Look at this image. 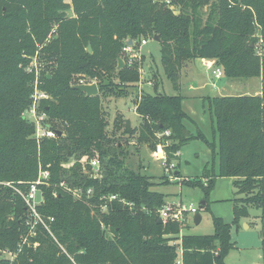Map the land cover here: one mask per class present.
Here are the masks:
<instances>
[{"label":"trees","instance_id":"obj_1","mask_svg":"<svg viewBox=\"0 0 264 264\" xmlns=\"http://www.w3.org/2000/svg\"><path fill=\"white\" fill-rule=\"evenodd\" d=\"M154 36L175 95L160 93L157 84L138 92L139 68L124 61L127 40L136 50ZM258 46L264 49V0H0V252L13 255L0 257V264H225L234 248L231 230L250 218V210L263 227L264 264V52L257 57ZM194 59L215 61L227 78L257 77L261 83L260 95L203 100L211 140L183 124L195 123L182 109L180 70ZM80 78L94 81L98 96L74 90ZM36 80L48 96L40 111L60 132L39 142L24 117ZM128 88L136 92L128 95ZM127 96L140 121L129 134L124 115L116 111L109 122L103 105L108 97ZM130 137L151 152L161 145L175 162L181 147L203 142L211 165L192 180L182 179L176 164L175 178L181 187L201 189L204 211L216 178H231V223L212 216L213 233L198 236L184 234L186 213L180 223L158 222L166 202L154 188L169 182L163 176L156 183L140 165L129 167L122 139ZM83 157L97 158L98 178L81 166ZM70 159L74 163L63 167ZM40 170L49 173L38 186L42 223L18 193L27 192ZM205 177L206 186L199 180ZM75 189L80 198L73 197ZM109 196L116 199H102Z\"/></svg>","mask_w":264,"mask_h":264},{"label":"rangeland","instance_id":"obj_2","mask_svg":"<svg viewBox=\"0 0 264 264\" xmlns=\"http://www.w3.org/2000/svg\"><path fill=\"white\" fill-rule=\"evenodd\" d=\"M71 15L70 12H68ZM205 20V17L203 18ZM148 39L147 45L138 46L135 50V54L141 56L138 60L137 67L141 69L140 81L142 85H145L148 81L152 84H157V90L160 93L166 95H175L176 92L172 89L170 82L166 79L163 69L160 65V49L158 42H155L151 37ZM257 57L264 52L262 47H256L255 49ZM124 61L127 62L124 56ZM212 64V68L209 69L206 65ZM188 65V69L184 66ZM216 68L215 61L212 60H190L186 64H182L180 70L179 83L181 85L180 94L187 100L184 109L194 116L195 121L199 119L198 127L204 136L211 140V123L209 120V114L207 112V103H204L202 108L200 100L196 99L197 96L210 97L225 96V95H257L261 92L260 79L254 78H227L224 75L220 78H215L212 71ZM146 91L151 92L150 87L145 88ZM128 95L134 94L136 91L128 88ZM205 100V99H204ZM104 110L109 114V122L113 119L115 112H121L126 120L130 121V126L134 128L139 125V119L132 111V100L127 97H120L114 99L108 97L105 99ZM46 124H48L46 120ZM189 126V125H188ZM191 133H195V128L190 127ZM123 145L126 146L129 157L127 164L130 168L135 169L138 165L142 166L141 173L145 176L151 177L156 183L163 177L160 163L153 157V153L145 144H137L135 137L122 139ZM135 146H134V145ZM133 145V146H132ZM188 148L185 150L187 155V163L182 161H174L178 166L181 178L197 179L202 175L204 166L211 165V152L207 146L199 141L194 140L190 142ZM162 149V146H161ZM156 147V158L162 156V150ZM72 162L70 161L68 163ZM216 164V163H215ZM200 182L206 186L208 178L199 179ZM166 185H158L154 188L156 192H159L165 196V202L169 205H182L184 208L192 206L201 217V222L198 225H194L192 222L193 214L188 213L187 216V229H184V234L206 236L213 233L211 217L214 213L220 214L223 220H228V217L232 216V200L234 198V190L232 187V179L229 178H217L213 190L208 196L209 206L206 211L199 209V204L203 201V193L200 188L197 187H181L179 179L174 181H168ZM42 196L38 195V201L41 202ZM258 212L250 210V218L242 219L238 227H233L231 230L230 238L234 244V248L229 251L226 256V264H260L258 255L261 250L262 240V224L257 218ZM230 221V220H229ZM248 225V229L243 224ZM264 231V230H263ZM0 257L5 259H12V253L8 251L0 252Z\"/></svg>","mask_w":264,"mask_h":264},{"label":"built area","instance_id":"obj_3","mask_svg":"<svg viewBox=\"0 0 264 264\" xmlns=\"http://www.w3.org/2000/svg\"><path fill=\"white\" fill-rule=\"evenodd\" d=\"M171 9L174 10L173 7H171ZM174 13L177 14V11H174ZM147 42H148L147 40H142L140 42V47L145 46ZM123 52L125 54L128 66L137 64L138 60L141 57L135 54V50L132 49L131 46L130 47L125 46V48L123 49ZM32 67L36 69V65L33 64L32 66L29 67V69H27L28 72L32 71ZM206 67L211 69L212 64L206 65ZM138 71L140 74L142 73L140 68L138 69ZM212 74L215 76V78H220L223 76L222 71L219 68H216L215 70H213ZM92 83H95V82L86 80L85 78H80L78 79V82L76 85H89ZM146 85L150 88L153 87V84L151 81H148ZM141 86H142V83L141 81H139L138 92L143 90ZM31 99H32V104L29 107V109H27L24 112V117L30 122H32L35 126V135H34L35 140L39 142L43 139H55L57 136V133L51 129L50 125L46 124V120H47L46 115L43 112H41L39 108L41 101L48 99V96L38 88L37 80L33 84V93L31 95ZM132 111L135 113L134 105H133ZM162 135L168 136L169 132L166 131ZM157 149H161V145H158ZM161 150H162V156L160 158H156L155 151L153 153V157L156 161L160 163L163 176L168 181L177 180V178H175L176 163L174 161H168L167 155L163 151V147ZM174 156L177 157L178 152L175 153ZM73 163L74 161L72 160V162L63 165V167L68 168ZM79 163L81 164L82 167L86 165L90 167L91 169L90 171L91 173L89 174L90 178H98L100 176V169H99V163H98L97 158H92L88 160L86 157H83L81 158ZM48 177H49V173L47 170H40L38 173L37 179L33 183L30 184L27 192L23 194L18 192L20 196L22 197L28 209L29 215L41 223H42V220L36 213L37 206L42 202V199H41V202L38 201V195L40 193L38 190V186L46 184ZM60 186L63 187L62 184H60ZM71 192L74 198H80L81 191L79 189L71 190ZM91 194H92L91 190H87V192L85 193V196L89 197ZM40 197H41V194H40ZM102 199H105L106 200L105 202H111L116 199V196L103 197ZM102 210H105V205L102 206ZM185 213L186 214L190 213L194 215L195 213H197V211L192 206H189L188 208H184L182 205H179V204L177 205L166 204L158 211L159 219L163 222L171 221V222L180 223L183 221V217ZM45 229H47L46 226H45ZM33 234L34 233H32V235ZM34 246H36V244H34ZM61 250L63 253H65V251L62 248ZM178 264H180V259L178 260Z\"/></svg>","mask_w":264,"mask_h":264},{"label":"crops","instance_id":"obj_4","mask_svg":"<svg viewBox=\"0 0 264 264\" xmlns=\"http://www.w3.org/2000/svg\"><path fill=\"white\" fill-rule=\"evenodd\" d=\"M71 13V12H70ZM72 14V13H71ZM147 45V44H146ZM186 69H188V65H185L184 66ZM142 88H143V90H145V88L146 87H148L146 84L145 85H142L141 86ZM180 88H181V85H179V91H178V93H179V95L180 96H182L181 94H180ZM257 95H260V93H258ZM207 97H210L209 95H206V96H197V98L196 99H198V100H200V102H201V107L203 108L204 107V104H203V100L205 99V98H207ZM182 98H183V100H182V109H183V111L194 121V123L195 124H193V123H190V122H187V121H184V126L186 127V129H188L189 130V128L190 127H194L195 128V126L196 127H198V122H199V119H197L196 121H195V117L194 116H196L195 114L194 115H191V113H189L188 111H186L185 109H184V105H185V103H187L188 101L187 100H185V98L182 96ZM209 120H210V117H209ZM189 125V126H188ZM199 128V127H198ZM190 131V130H189ZM201 131V130H200ZM191 132V131H190ZM192 142V141H191ZM190 143V142H189ZM189 143H187L186 145H184L183 147H181V149L179 150V152H178V156H177V161H179V162H181V160L182 161H184V162H188L187 160H186V158H187V155H186V153H185V150L188 148V144ZM178 166V165H177ZM216 166H217V162H216ZM177 170H179V166L177 167ZM218 178H225V177H218ZM217 179V178H216ZM229 179H231V178H229ZM214 185H215V183H214ZM208 206H209V202H208ZM208 209V208H207ZM231 209H232V206H231ZM232 211V210H231ZM212 214H213V216L214 217H217V218H221L222 220H223V218L225 217H222L220 214H218V213H214V211H212ZM187 218H188V216H186V220H185V223L187 224ZM230 220V221H229ZM224 222H226V223H231V221H232V216L231 217H228V220H223ZM201 222V221H200ZM243 226H246V229H248V225L246 224V223H244L243 224ZM258 260L260 261V264H261V250H260V253H259V255H258ZM225 262H226V260H225ZM226 264V263H225Z\"/></svg>","mask_w":264,"mask_h":264},{"label":"water","instance_id":"obj_5","mask_svg":"<svg viewBox=\"0 0 264 264\" xmlns=\"http://www.w3.org/2000/svg\"><path fill=\"white\" fill-rule=\"evenodd\" d=\"M153 40L155 42H159V39L157 36L153 37ZM132 45V41L129 39L126 42V46H131ZM87 52L91 53V48L90 45L87 46ZM118 61V68H122L124 66V62L122 61L121 58L117 59ZM74 90L83 93L86 97H95L98 96V89L95 83L89 84V85H75L72 87ZM131 132V126H130V121L129 120H125V129H124V133L125 134H129ZM57 135H60V132H57ZM205 205L204 200L199 204V209H203ZM201 221V217L198 213H195L192 217V222L194 225H198ZM158 222H161V220L159 219Z\"/></svg>","mask_w":264,"mask_h":264}]
</instances>
